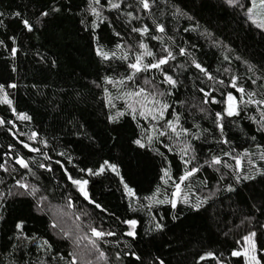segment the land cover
<instances>
[{
  "label": "trees",
  "instance_id": "1",
  "mask_svg": "<svg viewBox=\"0 0 264 264\" xmlns=\"http://www.w3.org/2000/svg\"><path fill=\"white\" fill-rule=\"evenodd\" d=\"M120 2L122 8L117 11L107 7V0H101L102 16L107 19L93 33L91 22L96 18L88 10L90 0H0V13H3L0 40L4 41L0 46V84L5 85L12 100L11 108L0 103V119L5 121L0 125V164L4 165L0 168V191L15 192V182L19 179L39 188L35 199L10 196L5 201V209L0 210L6 217V222L0 221V264H9L12 252L9 237L18 219L25 221V232L34 236L35 241L15 255L18 259L22 254L31 264H67L71 259L68 253L76 256L77 264H82V251L85 261L105 264L104 260L97 259L98 253L94 250L88 254L91 246L87 239H81L78 245L74 243L77 236H90L89 224L116 233L105 237V242L99 245L106 253L108 264H116L114 253L129 250L135 251L140 260L126 256L120 264H158L159 260L164 264H216L210 257L200 260L208 252H213L222 264H244L242 257H232L230 253L240 247L235 241L249 230L256 232L257 255L264 264V228L260 227L264 224V215L253 207L264 206V178L257 176L255 180L237 184L232 158L241 157V175L252 170L249 159L264 170V161L259 159L260 152L264 151V132L257 131L258 125L252 119L258 118L259 112L255 105L240 104V115L224 116L223 137L215 126V114L223 113L226 93L231 91L237 98L240 96L229 86L233 75L238 77L239 85L256 92L255 99H260L264 93V87H260L264 84V32L247 22L240 9L228 7L224 0H149L148 11L140 9L137 0ZM176 6L193 19L174 16ZM53 8L60 10L53 12ZM128 11L137 19L129 21L125 15ZM15 12L21 16H14ZM41 12L49 15L41 17ZM23 18L33 24L32 32L23 28ZM154 21L165 25L163 34L155 31ZM143 26L149 28L144 37L131 31L132 27ZM117 32L119 36L115 35ZM153 35L160 39H152ZM13 38L18 49L15 56L10 51ZM141 40L157 57L165 47L173 52L175 59L169 60L163 70L177 81L175 89L160 83L162 76L157 70L141 74L161 91L173 93L165 97L171 104L166 118L171 119V112H177L181 125L191 133H199L198 139L181 136L170 140L165 136L149 146L143 135L150 127L148 121L139 117L133 120L131 115H125L117 123L108 122L104 88L115 96L133 85L127 81L117 87L104 83L105 76L119 81L130 74V70L125 61H103L96 55V47L116 51L117 55L122 50L130 51V59H134ZM117 43L123 46L122 50L115 48ZM180 48L186 50L184 55L179 54ZM150 60L145 58V62ZM193 60L214 79L209 80L195 68ZM249 64L255 66L251 72ZM251 79H257V85H252ZM221 80L223 85L219 83ZM9 84L16 87L8 88ZM200 89L217 103L205 104L204 92ZM114 103L117 108L112 114L124 106L122 100ZM20 113L30 119H17ZM195 124L199 129L193 127ZM32 132L38 134L37 140L28 139ZM222 138L228 143H218ZM135 139H142L146 147L139 148L132 142ZM39 140H46L48 147ZM185 142L194 150L185 159L194 156L190 166L199 167L200 171L182 183V191L193 201L199 196L207 197V202L199 211L183 203H178L176 209L169 204L149 207L146 197L158 186L162 192L170 194L171 184L178 182L183 174L180 150ZM25 143L40 151H29L23 147ZM226 151L230 152L229 156L223 155ZM245 151L247 156L243 155ZM44 153L50 159L45 160ZM213 155L220 156L229 168L222 164L208 167L205 161H210ZM17 156L29 163L31 171L15 163ZM105 160L117 165L121 177L133 189L134 197L125 195L121 177L111 171L94 176L79 171L88 168L95 171ZM41 163L51 171L39 168ZM162 168L171 169L173 180L167 186L160 179ZM65 171L74 178L89 180L87 187L93 204L84 201L68 182ZM228 185L236 191L227 192ZM40 196H46L47 200L43 202V210L37 211L34 205ZM69 196L72 208L67 207ZM96 203L101 207L96 208ZM130 203L137 208L136 212L129 210ZM59 209L61 219L56 214ZM173 215L178 218L173 219ZM76 216H80V220H76ZM152 217L164 225L160 231L151 230L154 229ZM128 218L138 221L135 239L124 235L127 226L121 221ZM52 223H56L57 228L53 229ZM76 225L80 226L79 230ZM61 228L69 231L70 238H64ZM42 240L49 242L53 255L58 254L56 260L39 249ZM126 244L131 248H126ZM60 256L64 259L60 260Z\"/></svg>",
  "mask_w": 264,
  "mask_h": 264
},
{
  "label": "snow or ice",
  "instance_id": "2",
  "mask_svg": "<svg viewBox=\"0 0 264 264\" xmlns=\"http://www.w3.org/2000/svg\"><path fill=\"white\" fill-rule=\"evenodd\" d=\"M138 6L140 9H143L144 11H148L150 9V3L149 0H137ZM224 3L231 8H238L242 11L245 19L247 22H250L251 25L255 26L256 29H259L261 32H264V0H224ZM107 7L110 10H121L122 4L120 0H107ZM102 8L103 5H101V0H90V3L88 4V10L90 11L91 15L95 17L96 19L92 20L91 22V29L93 33L95 30L99 27L101 23H104L107 19L106 17L102 16ZM59 8H53V12H58ZM3 13H0V16H2ZM14 16L20 17L21 13L15 12L13 13ZM49 15L48 12H41V17H47ZM128 20H135L136 17L133 16L132 11H128L125 13ZM174 16H184L187 17L188 20H192L193 17L188 15L187 12L183 11L182 8L179 6H176L174 8L173 12ZM39 20V18H38ZM82 23L84 21H81ZM21 23L23 25V28L27 30V32L33 31V24L27 19L23 18L21 19ZM3 24V20H0V25ZM155 24V31L159 33L165 32V25L161 23H157L154 21ZM131 31L133 33H139L141 37H144L146 34L149 33V28L147 26L143 27H132ZM185 31H188V29H185ZM115 35L119 36L120 34L117 32ZM152 39H160L159 37L153 35L151 37ZM93 39L96 40L97 37L93 36ZM4 44V41L0 40V46ZM13 47L11 48V54L12 56H15L18 49L15 47L16 40L15 38L12 39ZM122 45L120 43H117L115 45V48L118 50H122ZM138 49L139 51L135 53L134 59H130V56L132 55L130 51H124L122 50L120 55H117L116 51H104L102 47L97 45L96 47V55L100 57L103 61H108L110 59H117L121 61L127 62V68L130 70V74L126 75L125 77L121 78L119 81H115L114 79L105 76L104 83L106 85H112L113 87L124 86L125 81L130 82L133 87L129 90L125 91H118L117 95H113L107 87L104 88V103L109 109V115L107 116V120L109 123H117L119 118L124 117L125 115H131V118L133 120H137V117H139L141 120L148 121L149 126L146 128L143 135L146 136L148 145L150 146L154 140H159V138L167 136L170 140L173 138L179 139L181 136L187 138L191 136L192 139H198L199 133H191L189 129L184 128L180 121L181 116L175 111L171 112V119L166 118V113H169L171 109V104L168 102L165 97L172 96V92L169 91H161L158 87L153 86L151 90L143 87V86H136V78L139 73L142 72H148L150 70H157L160 72V75L162 76V80L160 81L161 84L168 85L170 89H175L177 87V81L173 78V76L167 74L163 70V66L167 65L169 60H174L175 56L173 52L165 47L162 49V55L159 57L156 56V54L149 49V46L141 40L138 43ZM185 49L180 48L179 54L184 55ZM145 58H151L149 62H145ZM227 59V57H225ZM236 59H240V57H236ZM53 65L55 66V61H52ZM195 68H197L201 73H204L209 80H213L214 77L209 75L207 70L201 66V64L197 63L195 60L192 61ZM255 68L254 65L249 64L248 70L251 72ZM227 71V70H226ZM258 79V78H257ZM257 79H251L252 85H257ZM150 81L145 79L144 84H149ZM221 85H223V81H219ZM230 88L234 89L236 93H239L240 96L237 98V96L233 95V92L228 91L226 93V97L223 100V103L225 104V107L223 109V113L216 112L215 114V126L217 129L220 130L221 136L223 137V124L222 121L224 119V116L227 117H234L240 115V104H243L245 106L248 105H255L256 110L259 112V117L255 118L253 117V122L258 125L257 131L264 132V93L261 94L260 99H255L256 92L255 91H249L247 90L243 85L238 84V77L233 75L231 77V83ZM8 88H15V84H9L7 85ZM260 87H264V84L260 85ZM201 92H204V103L207 104L209 102L211 103H217L216 99L214 97H210L207 92L204 91V89H200ZM247 97L245 99L244 97ZM115 100H122L124 101V106L122 110H116L114 114H112V110L117 108V105L114 103ZM0 103L8 105L10 108L12 106V100L9 99L8 92L5 90V85L0 84ZM13 112L15 114V110L13 109ZM17 119L26 121L29 120L30 117L26 114L20 113L17 115ZM163 122V123H161ZM5 123L4 120L0 119V125H3ZM7 123L11 124L12 121H7ZM139 127V123L137 124ZM82 127V126H81ZM193 127L199 129V125L195 124ZM206 131V130H205ZM152 133H156L155 136H153ZM38 134L36 132H32L31 135L28 137L29 140H37ZM253 140H255V137H252ZM39 143L43 144L45 148L48 147V142L46 140H39ZM135 145H137L139 148H145L146 144L142 141V139H135L132 141ZM218 143L226 144L228 143L227 140L221 139L218 141ZM24 148L29 149L31 152H38L40 149L35 147H30L27 143L23 145ZM261 145H257V148H260ZM155 151V149H153ZM181 161L184 165V172L182 175L179 176L178 182H173L171 184L172 192L169 194L166 191L162 192L161 188L158 186L155 190V192L149 196L146 197V199L149 201V207L152 204H169L171 205L172 209H176L178 203H183L185 205H188L190 209L194 211H199V209L207 202V198H201L199 196H196L195 200L193 201L191 199V196L188 193H185L182 191L181 185L183 182L189 180L194 174L200 171L199 167L196 166H190L192 164V161L195 159L194 156L189 157L185 159V157L189 156L190 151H194L192 149V145L190 143L185 142L181 148ZM158 155L163 156L164 154L162 152H157ZM44 159L48 160L50 157L47 155V153H44ZM59 155H63V153H59ZM224 156H229L230 152H224ZM243 155L247 156L248 152L245 151ZM235 160V167L233 169V176L237 184L242 183L243 181H251L255 180L257 176L264 178V170L257 168L254 161L249 159V165H251V171L247 174L241 175V157L239 155L232 157ZM259 159L261 161H264V151L260 152ZM69 162H71V158H69ZM15 163L19 165L20 168L27 169L29 171V163L22 157L17 156L15 159ZM59 163V161H57ZM208 167H214L217 165H223L224 168H229V165L226 162H223L221 157L218 155H213L211 157L210 161H205ZM41 169H47L48 171H51V168L43 163L38 165ZM0 168H4V165L0 164ZM81 172H85L88 176H94L99 175L105 171H111L115 173L116 176L121 177L120 170L118 169L116 164L110 163L109 161L105 160L97 170H93L91 168L88 169H79ZM162 175L160 177L162 183L167 186L169 185V182L173 180L171 169L170 168H162ZM65 175L67 176L68 182L76 189V191L79 193L81 197H83L84 201H87L89 204H93L94 201L90 198L89 191H88V179L83 178H74L70 174L65 171ZM2 183V181H0ZM120 183L123 185L124 193L127 197H134L135 193L133 192V189L129 187L127 183H125L124 178H120ZM16 191L13 192L11 189H9L7 192L0 191V210L5 209V201L8 197L19 195V196H31L33 199L36 198L37 193L39 192V188L35 185L30 186L26 181L23 179L16 180L15 182ZM227 192H234L236 189L232 185H228L225 189ZM162 197V198H161ZM47 200L46 196H40L39 200L35 203L34 207L37 211L43 210V202ZM67 207L72 208L73 202L72 197L69 196L67 198ZM96 208H100L101 206L96 203ZM254 208H256V211L261 212L262 215H264V206L262 207H256L253 205ZM129 210L132 212H136L137 208L133 204H129ZM64 215H67V213H64ZM86 215V213H85ZM178 217L176 215H173V219H177ZM249 221L251 220V217L247 218ZM76 220H80V216H76ZM151 220L154 222V231H160L164 225L160 222H156V217H152ZM0 221L6 222V217L3 214H0ZM121 223L125 226H127V231L124 233L127 237L135 239L137 236L136 228L138 221L133 218L123 219ZM51 227L53 229L57 228L56 223H52ZM77 230H79V225H76ZM260 227L264 228V224L260 225ZM88 229L90 231V236H77L76 240L74 241L75 244H79L81 239H87L89 241V245L91 246L88 248V254H91V252L94 250L96 253H98L97 259L104 260L105 264H108V260L106 257V253L100 249V243L105 242V237H111L116 235L113 231H106L103 228H97L93 226L92 224L88 225ZM61 232L63 233L64 238H70L69 231L61 228ZM256 232L253 230L247 231L246 234L242 235L240 239L236 240L235 243L240 245L239 248L234 249L231 251L230 255L232 257H242L244 264H261V258H258L257 252V244H256ZM9 240L11 242V249L12 252L9 253V256L11 257L9 264H31V261L25 260L24 256L21 254L19 258L16 257V252L19 251L22 248H26L28 243H33L35 241L34 236H29L25 232V221L23 219H18L13 224V231L12 235L9 237ZM39 249L45 252L47 255L51 256L52 260H56V256L58 254L53 255L52 254V247L49 244L47 240H42L40 245H38ZM126 248L130 249L131 245L126 244ZM68 255L71 257L70 260H68L67 264H77V258L73 253H68ZM84 253L81 252V260L82 264H92L91 260H84L83 259ZM131 256L134 257L137 261L140 260V256L137 255L135 251H124V252H116L114 253L115 262L116 264H120L123 257ZM213 258L216 260V264H222L221 259L217 258L213 252H208L204 256L200 257V260H205L206 258ZM60 260H63L64 257L60 256ZM43 264V262H41ZM158 264H164L163 260H159Z\"/></svg>",
  "mask_w": 264,
  "mask_h": 264
},
{
  "label": "rangeland",
  "instance_id": "3",
  "mask_svg": "<svg viewBox=\"0 0 264 264\" xmlns=\"http://www.w3.org/2000/svg\"><path fill=\"white\" fill-rule=\"evenodd\" d=\"M145 79L149 80L147 77H145L144 74L139 73V74L137 75V79H136V86H143V87H145V88H147V89H149V90H151L153 86H156V87H157V85H155V84L153 83V81L151 82L150 80H149V81H150L149 84H147V85L144 84V80H145ZM206 198H207V197H206ZM57 213H58V214H57ZM56 214H57L58 218L61 219V216H62L61 209H59L58 211L56 210ZM61 224H63V221H61Z\"/></svg>",
  "mask_w": 264,
  "mask_h": 264
}]
</instances>
